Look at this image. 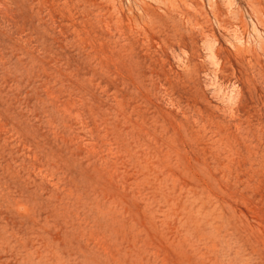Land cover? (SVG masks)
<instances>
[{"label":"rangeland","instance_id":"obj_1","mask_svg":"<svg viewBox=\"0 0 264 264\" xmlns=\"http://www.w3.org/2000/svg\"><path fill=\"white\" fill-rule=\"evenodd\" d=\"M0 264H264V0H0Z\"/></svg>","mask_w":264,"mask_h":264}]
</instances>
